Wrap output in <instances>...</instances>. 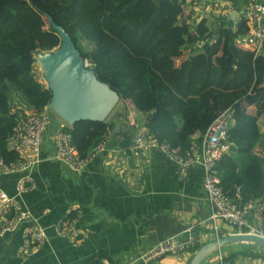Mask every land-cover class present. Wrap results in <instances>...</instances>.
<instances>
[{
    "label": "trees",
    "instance_id": "1",
    "mask_svg": "<svg viewBox=\"0 0 264 264\" xmlns=\"http://www.w3.org/2000/svg\"><path fill=\"white\" fill-rule=\"evenodd\" d=\"M183 13L178 0H0V155L7 162L19 157L10 148L16 109L40 113L50 104L52 90L36 72L37 55L59 48L62 41L50 15L120 101L146 114L144 128L178 146L181 153H190L218 114L232 106L235 123L228 129L232 150L216 165L221 185L232 197L239 188L243 201L264 202V130L259 124L264 114V48L255 56L238 43L249 31L246 21L238 22L236 30L214 28L210 19L194 26L188 21L177 24ZM215 30L217 41L201 46ZM225 38L227 51L212 62ZM84 41L93 49H86ZM244 97L254 104L256 114L237 106ZM116 125L108 118L79 120L63 130L72 134L85 157ZM139 130L135 121L130 123L121 144L132 148ZM76 216L74 211L65 219ZM200 247L187 252L195 255ZM240 256L264 260L263 252L248 249L230 250L222 260L237 264Z\"/></svg>",
    "mask_w": 264,
    "mask_h": 264
},
{
    "label": "crops",
    "instance_id": "2",
    "mask_svg": "<svg viewBox=\"0 0 264 264\" xmlns=\"http://www.w3.org/2000/svg\"><path fill=\"white\" fill-rule=\"evenodd\" d=\"M221 1L231 4L234 0ZM231 26L228 29L231 30ZM204 40L201 46L206 48L211 37ZM238 43L246 47L245 42ZM227 47L228 38H225L223 50L213 54L214 58L225 53ZM237 106L256 114L248 97L241 99ZM113 114L117 115L114 120L117 125L109 132L113 151L96 154L81 172L70 170L54 158L51 134L70 125L52 116L40 162L33 170L37 187L18 197L38 226L46 229L49 240L22 260L18 249L25 225L15 232L0 235V264H190L194 255L189 252L152 261H145L142 256L152 246L172 236L197 235L203 246L217 236L234 233L233 225L223 220H218V232L214 230L200 166H193L189 175L182 177L178 164L162 152L139 153L131 146L125 147L121 142L129 124L135 121L139 129H143L146 114L128 101H120L108 119ZM260 119L264 130V114ZM20 176L0 173V187L11 195L17 194ZM76 206L81 210L77 226H93L96 230L81 245L72 244L55 230V224ZM246 243L236 242L214 250L201 264H221L222 254L247 250ZM240 258L237 264H264L262 259Z\"/></svg>",
    "mask_w": 264,
    "mask_h": 264
},
{
    "label": "built area",
    "instance_id": "3",
    "mask_svg": "<svg viewBox=\"0 0 264 264\" xmlns=\"http://www.w3.org/2000/svg\"><path fill=\"white\" fill-rule=\"evenodd\" d=\"M178 3L184 6V13L178 19L177 24L188 21L194 26L202 19H210L214 27L230 28L232 25L231 29L236 30L238 22L246 21L249 26V31L245 35L246 48L251 49L255 56L262 52L264 48V0H234L231 4L221 0H178ZM215 34L211 36V43L217 41ZM84 63L87 67L93 65L89 58H84ZM16 110L18 112L17 124L10 136V148L17 152L19 157L15 162H7L0 155V173H17L21 176L17 183V194L11 195L0 187V235L15 232L25 225L23 241L18 249V257L23 260L49 240L46 229L38 226L31 212L24 208L18 197L37 187L33 170L40 162V152L52 124V114L49 105L45 111L40 113L23 107H18ZM234 123L233 107L222 110L209 126L202 140L194 142L188 154L181 153L178 146L160 140L146 128L138 131L133 148L139 153L162 152L178 164L182 177H187L193 166H200L203 169V186L211 204V218L214 221L216 232L219 229L218 220H224L238 227L239 232L264 237V202L260 198L243 201L239 188L236 189L234 197L230 196L221 185V178L216 168L218 160L232 150L228 129ZM51 140L54 144V158L74 172H81L96 154L114 149L109 133L85 157L79 153L69 131L53 132ZM74 211L77 216L66 220V215L71 212L67 213L55 224V230L60 236L68 238L72 244L81 245L96 231L77 226L81 210L76 206L72 212ZM199 242L197 235H190L188 238L172 236L152 246L142 258L145 261H152L167 255H177L195 248ZM220 260L221 264H224L222 255ZM104 261L108 263L106 259Z\"/></svg>",
    "mask_w": 264,
    "mask_h": 264
},
{
    "label": "water",
    "instance_id": "4",
    "mask_svg": "<svg viewBox=\"0 0 264 264\" xmlns=\"http://www.w3.org/2000/svg\"><path fill=\"white\" fill-rule=\"evenodd\" d=\"M48 17L62 40L59 48L37 55L44 78L53 93L50 109L70 126L79 120H106L120 102L117 91L101 81L92 67L85 65L71 35L50 15ZM116 118L117 115L113 114L109 122ZM236 242H254L264 246V237L242 232L217 237L201 246L190 264H201L210 252Z\"/></svg>",
    "mask_w": 264,
    "mask_h": 264
},
{
    "label": "rangeland",
    "instance_id": "5",
    "mask_svg": "<svg viewBox=\"0 0 264 264\" xmlns=\"http://www.w3.org/2000/svg\"><path fill=\"white\" fill-rule=\"evenodd\" d=\"M166 25L167 24H165L164 25V29L166 28ZM238 42H246V38L245 37H240V38H238V40H237ZM83 45H84V47L86 48V49H89V50H92L93 49V46L92 45H90V44H88V42L87 41H84L83 42ZM196 49H198V47H196ZM222 50H223V48H222ZM221 50V51H222ZM213 56V55H212ZM214 59L215 58H213L212 57V62H214ZM36 65H37V68H36V72H37V76L39 77V79H41L43 82H45L46 84H47V82H46V80H45V78H44V71H43V69H42V67H41V65H40V63L39 62H37L36 63ZM51 114H52V116H53V118H55V120H59V118H61L58 114H56L54 111H52L51 110ZM260 121L262 122V119H260ZM221 222H222V220H220ZM224 221V220H223ZM234 228V227H233ZM232 228V229H233ZM247 244V248L246 249H248V250H257V251H261V252H263L264 253V246L263 245H261V244H258V243H254V242H248V243H246ZM244 259V258H243ZM239 260H241V258H238V261ZM205 261V259L203 260V262ZM257 263V262H256Z\"/></svg>",
    "mask_w": 264,
    "mask_h": 264
}]
</instances>
